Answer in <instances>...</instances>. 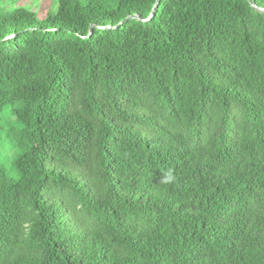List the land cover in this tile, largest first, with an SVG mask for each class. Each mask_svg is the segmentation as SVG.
<instances>
[{"label":"trees","instance_id":"trees-1","mask_svg":"<svg viewBox=\"0 0 264 264\" xmlns=\"http://www.w3.org/2000/svg\"><path fill=\"white\" fill-rule=\"evenodd\" d=\"M16 2L0 264H264V14L161 0L90 36L157 0H52L44 18Z\"/></svg>","mask_w":264,"mask_h":264},{"label":"rangeland","instance_id":"rangeland-1","mask_svg":"<svg viewBox=\"0 0 264 264\" xmlns=\"http://www.w3.org/2000/svg\"><path fill=\"white\" fill-rule=\"evenodd\" d=\"M12 0H0V3L7 5ZM16 6H24L35 12L40 18H44L50 10L54 9L52 0H16ZM18 126L12 117L11 110H7L0 116V164L5 167L11 179L17 178L13 167L16 158V151L8 141V131Z\"/></svg>","mask_w":264,"mask_h":264},{"label":"water","instance_id":"water-1","mask_svg":"<svg viewBox=\"0 0 264 264\" xmlns=\"http://www.w3.org/2000/svg\"><path fill=\"white\" fill-rule=\"evenodd\" d=\"M248 1L251 4V7L253 9H255L256 11L264 14V8L258 7L255 3H253V0H248ZM160 4H161V0H157L155 6L153 8V11H152L151 15L149 16V18L147 20H144V19H142L141 17H138V16H130V17H127L126 19H124L122 22H120L117 26H112L111 25V26H108V27H98V26L92 25L90 27V36L92 35L94 29L114 30V29L120 28L121 26H123L124 24H126L127 22H129L131 20H139V21H143V22L150 21V20H152L156 16V13H157V10H158ZM14 37L15 36H11L8 39H11V38H14Z\"/></svg>","mask_w":264,"mask_h":264},{"label":"clouds","instance_id":"clouds-1","mask_svg":"<svg viewBox=\"0 0 264 264\" xmlns=\"http://www.w3.org/2000/svg\"><path fill=\"white\" fill-rule=\"evenodd\" d=\"M175 180V176L172 170H169L162 180V183L171 184Z\"/></svg>","mask_w":264,"mask_h":264}]
</instances>
